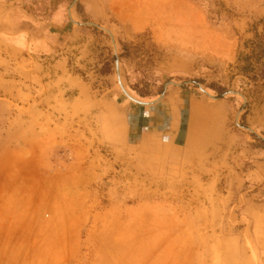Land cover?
<instances>
[{"label":"rangeland","instance_id":"374dc122","mask_svg":"<svg viewBox=\"0 0 264 264\" xmlns=\"http://www.w3.org/2000/svg\"><path fill=\"white\" fill-rule=\"evenodd\" d=\"M139 1L0 0V238L264 264V86L238 70L264 0H155L136 27Z\"/></svg>","mask_w":264,"mask_h":264},{"label":"crops","instance_id":"0c3cea01","mask_svg":"<svg viewBox=\"0 0 264 264\" xmlns=\"http://www.w3.org/2000/svg\"><path fill=\"white\" fill-rule=\"evenodd\" d=\"M153 2L154 4L156 3L155 6L159 7V11L152 13L148 11V8ZM135 9L142 10L145 15L141 14L139 17H133L132 15L127 18L132 19L133 24L139 25L140 27H142L144 21L149 18L160 17V15L164 14V10L158 1L141 0L139 3L136 2L135 4L124 3L120 15L122 16L123 11L126 15H130V11L132 12ZM177 12H174L175 15L172 23L179 26V22L176 21ZM181 15L183 21L185 16L184 14ZM140 18L143 19L140 20ZM49 225L44 228L45 230L43 232L38 231L35 233L32 231L33 228L28 226V223L23 222L21 228L22 232H18L15 236L7 234L8 237L5 239L0 238V254L4 253V256H0V264H68V235L60 234V236H58L56 232L52 231V228ZM155 245L157 246L158 244ZM151 251L152 254L148 256V260L144 259L142 264H149V262L150 264H167V254H164L163 250H158L156 247V249L153 248ZM114 257L115 255L105 254L98 258L96 264H110L112 261H116ZM118 257L116 256V258ZM127 261L128 264H137L136 256L133 254L128 257ZM81 264L85 263L82 262ZM86 264H89V262H86Z\"/></svg>","mask_w":264,"mask_h":264},{"label":"trees","instance_id":"16d2710c","mask_svg":"<svg viewBox=\"0 0 264 264\" xmlns=\"http://www.w3.org/2000/svg\"><path fill=\"white\" fill-rule=\"evenodd\" d=\"M211 11L219 15V11ZM253 32L254 38L245 42V46L250 47L251 51L241 52L238 56V70L250 80L255 89H258L264 86V18L255 24Z\"/></svg>","mask_w":264,"mask_h":264},{"label":"bare ground","instance_id":"6f19581e","mask_svg":"<svg viewBox=\"0 0 264 264\" xmlns=\"http://www.w3.org/2000/svg\"><path fill=\"white\" fill-rule=\"evenodd\" d=\"M155 2H156V1H155ZM138 3H139V2H138ZM149 3H150V2H149ZM143 4H144V3H143ZM153 4H154V2H153ZM153 4H150V7L148 8V11H149V12H152V13H153V12H157V11H159V7L155 6L156 3H155L154 5H153ZM146 5H147V4H146ZM147 7H148V6H147ZM144 8H145V7H144ZM126 9H127V8H126ZM140 9H142V8H140ZM140 9H135V10L132 11V12L130 11V15H126V13H123V12H124V11H123V12H122V17H123V18H127L128 16L131 17L132 15H133V17H134V16L139 17L141 14H144V13L142 12V10H140ZM145 9H146V8H145ZM129 10H130V9H129ZM131 10H132V9H131ZM146 10H147V9H146ZM146 10H145V11H146ZM143 11H144V10H143ZM148 11H147V12H148ZM128 12H129V11H128ZM147 12H146V14H147ZM144 15H145V14H144ZM150 15H153V14H150ZM150 17H151V16H150ZM142 19H143V18H142ZM142 19L140 18V20H142ZM131 20H132V19H131ZM144 20H145V19H144ZM144 20H143V21H144ZM144 22H145V21H144ZM175 22H176V21H175ZM137 23H138V22H137ZM135 26H136V27H140L139 25H136V24H135ZM194 140H195V139H194Z\"/></svg>","mask_w":264,"mask_h":264},{"label":"water","instance_id":"95a60500","mask_svg":"<svg viewBox=\"0 0 264 264\" xmlns=\"http://www.w3.org/2000/svg\"><path fill=\"white\" fill-rule=\"evenodd\" d=\"M117 68L119 69L118 61H117ZM127 94H128V93H127ZM128 96H129L131 99L136 100V99L133 98L130 94H128ZM139 102H141V101H139ZM141 103H146V102H141Z\"/></svg>","mask_w":264,"mask_h":264}]
</instances>
